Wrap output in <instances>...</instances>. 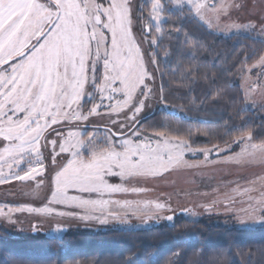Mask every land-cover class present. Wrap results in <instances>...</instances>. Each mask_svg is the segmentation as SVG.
<instances>
[{"label": "rangeland", "instance_id": "1", "mask_svg": "<svg viewBox=\"0 0 264 264\" xmlns=\"http://www.w3.org/2000/svg\"><path fill=\"white\" fill-rule=\"evenodd\" d=\"M162 3H171V0H161ZM219 2V0H214ZM236 4H241L243 7L239 9H233L231 12V20H224L222 18L221 23L235 22L238 24H245L252 22L256 25V30L246 29H234V28H213L209 29L206 24L202 23L199 18L197 20L201 26L206 30L212 32L216 42L221 43V47L225 49L226 54L231 58V67L236 71L234 82L242 90L244 97V89L249 83L243 79L244 76H250L252 80H259L257 90L252 94L248 101H245L239 119L241 117H247V120H242L245 128H240L235 134L227 140L231 141L234 137H238L242 133L252 131L254 133L253 143H260L264 141V126L255 128L253 122L261 119L264 121V107H260L264 103V88L260 85H264V76H260L262 69L257 66L252 68L253 64H256L261 55H264V39H255L260 34V21L264 17V0H230ZM145 3V0H133V15L134 21L133 32L136 35L138 42H141L140 47L145 52L144 62H147L146 66L149 72H155L154 82H150V86L153 89V95L156 99L149 101V105L144 108L142 113L138 117V121L153 114L158 110H163V106L158 103L160 83V73L157 69V64L151 63L153 52L156 53V45H151L147 39L142 35V27H151V32L154 36H159L155 32V21H152L149 17L144 19L143 26L136 20V6H141ZM149 5L150 11V0ZM39 7V5H37ZM87 8V13L85 12ZM188 10V8H183ZM59 11L62 13L60 16V24L55 30V35L52 36V40L48 45L47 51L43 59L37 57L35 60H22L20 64L25 66L29 73L35 75V77L43 79L45 77L51 80L53 85L60 83L62 86L66 85L67 90L57 103V113H53L54 119H63L68 122H61L53 125L48 129L47 140L56 138L55 132L59 131L64 136L70 133L69 142L76 144L79 147L80 144H86L87 147L92 148L93 156H81V162L84 163V171L81 172L79 168H75L74 171L79 173L81 180L86 181L88 176L98 175L102 172L104 167L110 165H118L121 169H136L139 167L138 162L131 159V156L136 152L137 147H140L141 152L144 153L142 160H147L151 154L148 149L144 147L145 141H151L152 145L156 146L152 149V152H164L166 149H172L173 144L169 141H184L186 139H178L164 134L145 133L139 123H134L127 119V112H121V115L107 116L104 115L108 110L100 108L101 114L93 115L87 122H84V117H87L90 112H94L95 109L92 106L91 101H84L83 108L78 110L75 105L79 103L80 96L83 94L85 84L90 81V74L88 73L89 60L93 64L97 65V76L100 74L99 61L103 59L105 50L108 52V59L115 65L113 74L119 71V78L123 83L121 91L126 92V97L118 104L111 105V111H119L125 104L133 101L132 93L137 89L132 87L130 80L135 79L137 76L143 75V64L140 61L139 51L135 49V43L132 41L131 36L127 31L128 16L120 0H96L94 3H85L82 7L80 0H60ZM55 15V13H49ZM107 14V19L102 20L101 16ZM162 17L163 13L161 14ZM164 23V22H163ZM161 24V27L163 25ZM108 29L110 33H106L104 30ZM107 42V44H106ZM158 43V42H157ZM240 47V49H238ZM2 48V45H0ZM128 48L129 56L125 58L122 54L124 49ZM15 54V53H13ZM214 54H210L213 64L216 63L218 57H213ZM156 61V57H153ZM104 64L111 67L108 64V60H104ZM123 65V67H121ZM57 66H60L63 70L57 71ZM251 68V72L242 71V69ZM129 69H134L129 75ZM7 71V70H5ZM216 80V76L214 77ZM27 77H25V81ZM99 87V85H97ZM59 92V89H56ZM17 97L9 93L3 99H0V109L7 110L5 105L9 100L16 101ZM136 100L139 97L135 98ZM24 101H27L25 103ZM255 101V104L252 103ZM98 98H97V101ZM33 101L28 100L27 94H24L23 99L19 102V107H28L30 111L26 115H31L35 109L31 108ZM107 103V101H105ZM67 104L71 106V110L61 111L60 105ZM135 106V105H134ZM132 109H129L131 111ZM112 119L120 120L123 124L127 125L122 131L119 123L113 124ZM23 124V119H18L16 122H12L11 126H5L9 124L5 121L4 124H0V131H3L5 135L18 136L19 132L16 128V124ZM261 124V123H260ZM95 133V135H93ZM121 135V140L126 143V147L121 150L116 147L111 140V135ZM139 134V135H137ZM74 136L75 139H71ZM163 137V140L160 138ZM107 140V143L105 142ZM78 142V143H77ZM119 143V142H117ZM193 147L203 148L212 147L215 144H196L190 140ZM44 141L42 140V145ZM220 148L225 147V143L216 144ZM69 144L65 143V148H68ZM2 147V144H0ZM16 147L15 145L13 146ZM231 152H224L222 155L217 156L215 153L210 155V161L203 163L204 157L202 155H186L185 159L189 163L199 164L198 167H177L170 169L167 173L162 174L159 177L148 178H133L130 182V186L142 187L147 189L143 193H123L117 194L112 199L131 200V201H156L166 200L170 197L171 207L176 209L177 218L174 222L167 221L164 217L171 215V212L163 211L159 213L160 218H148L142 213L133 215L131 211L121 219H109L107 223L101 224L98 221H85L77 216L71 215H45L36 213H14L13 220L17 223L12 224L0 217V229H5L15 233L22 238H32L41 236H62L66 233L73 231L85 230L88 232L104 231L108 229H139L152 226L154 223L164 224H176V222L185 221L191 223V226L198 225L199 223H219L229 227H236L238 229H256L262 227H248L241 225L236 216L231 213L225 214L223 206L215 208L211 213L205 212L201 204L211 203L218 196L224 192H228L237 186H249L248 181L256 179L257 177L264 176V162L251 159L240 160H225V157L232 156L240 151L243 145H230ZM51 148L49 144L47 147H42V158L46 165H48V172L38 174L32 181L19 182L15 180L6 181L5 184L0 185V204L8 206H15L20 204H31L34 206H42L43 203H47L51 196L52 184V169L50 165ZM57 152L59 148L57 147ZM87 155V152H85ZM119 156V159L117 158ZM70 158L67 154H63L59 157L57 164H63L66 159ZM91 161V163H87ZM34 167H38L33 165ZM5 172L8 169L5 167ZM23 173L21 172V175ZM111 183H121L117 177L110 178ZM40 185L38 189V195H28L30 190ZM75 186H80L75 185ZM56 209V212H76L82 214L79 208L65 207L63 205H51ZM239 207V205H237ZM183 208H192L196 215H179L180 210ZM118 210V209H114ZM244 219V217H241ZM37 228L34 231L33 226ZM57 226L63 229V232H54L50 229H54ZM186 229V228H185ZM198 230L197 227H190L187 229L188 234H192ZM196 259L194 260V262ZM175 262L171 260V264Z\"/></svg>", "mask_w": 264, "mask_h": 264}, {"label": "snow or ice", "instance_id": "2", "mask_svg": "<svg viewBox=\"0 0 264 264\" xmlns=\"http://www.w3.org/2000/svg\"><path fill=\"white\" fill-rule=\"evenodd\" d=\"M96 0H80L81 6L85 3H94ZM148 0H145L147 3ZM128 16L127 31L135 43V49L139 51L140 61L143 64V75L137 76L130 80L132 87L137 90L132 93L133 101L125 104L119 111H111L112 104H118L123 100L127 93L121 91L122 79L119 78V71L113 74L115 65L108 59V52L105 50L103 59L98 57L100 74L97 76V65L89 60L90 67L88 73L90 74L89 83L85 84V91L80 96L79 103L75 105L78 110L83 108L84 101H91L95 111L90 112L87 117H84V122H87L93 115L101 114L100 108H105L108 111L104 113L107 116L114 114L119 116L121 112H127V119L134 123H139L138 117L145 107L149 105V101L156 99L153 95V89L150 82L155 80V72H149L144 62L145 52L140 47L141 42H138L136 35L133 32L134 21L133 15V0H120ZM39 5V7H37ZM243 7L241 4L230 2V0H171V7L167 11L173 10L183 11V8H188L189 13L194 18L206 24L209 29L213 28H234L237 30L246 29L255 31L256 25L252 22L245 24H238L235 22L222 24L224 20H231V12L233 9ZM60 0H0V99H3L9 93L16 96V101L9 100L5 105L7 110L0 109V124L8 121L11 126L12 122L18 119H23V124H16L19 132L18 136L5 135L0 131V185L5 184L6 181L15 180L19 182L32 181L38 174L48 172V165L45 164L42 158V147H47L49 144L51 148L50 165L53 172L50 199L42 206H34L31 204H20L15 206H8L0 204V217H3L9 223L15 224L17 221L13 220L14 213H36L45 215H71L77 216L85 221H98L105 224L109 219H121L132 212L133 215L143 214L148 218H160L159 213L163 211L171 212V215L164 217L169 222H174L177 218L176 209L171 207L170 197L166 200L156 201H131L112 199L113 196L123 193H143L147 189L142 187L130 186L129 182L133 178H148L159 177L167 173L170 169L177 167H198L199 164L189 163L185 159L186 155H202L204 157L203 163L210 161V155L215 153L217 156L224 152H231L230 145H243L240 151L232 156L225 157V160H240L251 159L264 162V141L260 143H253L254 133L249 131L242 133L238 137H234L231 141H225V147L220 148L219 145L212 147L197 148L190 143L191 135L187 142L177 140L175 142L169 141L173 144L172 149H166L164 152H152L156 146L152 145L151 141H145L144 147L151 153L147 160H142L144 155L140 147H137L136 152L131 156V159L138 162L139 167L136 169H121L118 165H110L104 167L102 172L98 175L88 176L87 180H81L79 173L74 171L79 168L81 172L84 171V163L81 162L80 157L93 156L92 148L86 144H76L69 142L70 133L64 136L61 132L56 131V138L47 140L48 129L52 128L61 122H68L63 119H54L53 113H57V103L67 90L66 85L60 83L53 85L51 80L47 77L40 79L34 74L29 73L28 69L20 64L22 60H35L37 57L43 59L47 51L48 45L55 35V30L60 24L59 11ZM166 10L165 4L161 0H150V11L147 13L148 17L155 21V32L163 34L161 24L165 21L162 13ZM55 13L50 15L49 13ZM87 13V8H85ZM136 20L143 26L144 22V8L143 6H136ZM107 14L101 16V19H107ZM142 27V35L151 45H156L158 37L151 32V27ZM110 33L108 29L104 30ZM255 39H264V17L260 21V34L254 37ZM107 44V42H106ZM15 53V54H13ZM125 58L129 56L128 48H125L122 53ZM156 53L153 52L151 63L156 64ZM167 55V53H165ZM104 60H108L109 67L104 64ZM259 66L262 71L260 76H264V55H261L256 64L252 68ZM123 67V65H121ZM7 70V71H5ZM60 66H57V71H62ZM129 75L134 69H129ZM242 71L251 72V68L242 69ZM25 77L27 80L25 81ZM243 79L248 81L244 89V99L248 101L252 94L257 90L259 80H252L250 76H244ZM99 85V87H97ZM264 88V85H260ZM59 89V92L56 89ZM24 94H27L28 100L33 101L31 108L35 111L31 115H26L30 111L28 107H19L20 100L23 99ZM139 97L138 100L135 98ZM98 98L99 102H96ZM163 86L159 89L158 103L167 111L169 105L165 103ZM107 101V103H105ZM27 103V101H24ZM255 104V101H252ZM135 105V106H134ZM264 107V103L260 105ZM61 111L65 113L71 110V106L67 104L60 105ZM129 109H132L129 111ZM240 109L239 111H244ZM239 114V112L237 113ZM242 120H247V117H241ZM112 123H119L121 131L127 126L120 120L112 119ZM264 126V121L261 122ZM95 135V133H93ZM139 135V134H137ZM71 139H75L74 136ZM163 140V137L160 138ZM42 140L44 144L42 145ZM112 143L123 150L127 145L121 140V135H111ZM107 143V140H105ZM119 142V143H117ZM65 143H68V148H65ZM78 143V142H77ZM16 146L15 148L13 146ZM57 147L59 151L57 152ZM87 152V155H85ZM67 154L70 158L66 159L63 164H57L59 157ZM119 159V156L117 157ZM91 163V161H87ZM36 165L38 167H34ZM5 167L8 169L4 171ZM21 172L23 173L21 175ZM117 177L121 183H111L110 178ZM80 186H75V185ZM249 186H237L228 192H224L216 199L208 204L199 205L205 212L211 213L215 208L223 206L225 214L231 213L236 216L238 222L243 226L248 227H264V176L248 181ZM30 190L28 195H38V189ZM63 205L65 207L79 208L82 214L76 212H56V209L51 205ZM239 205V207H237ZM118 209V210H114ZM196 215L192 208H183L179 215ZM244 217V219H241ZM36 225L33 226L35 231ZM54 232H63V229L57 226L50 229ZM174 255H179L175 253Z\"/></svg>", "mask_w": 264, "mask_h": 264}, {"label": "trees", "instance_id": "3", "mask_svg": "<svg viewBox=\"0 0 264 264\" xmlns=\"http://www.w3.org/2000/svg\"><path fill=\"white\" fill-rule=\"evenodd\" d=\"M164 4L163 34L158 36L155 57L169 108L146 116L139 126L145 133L178 139L191 135L196 144L225 143L246 126L239 119L244 97L234 82L231 58L197 18L187 10L169 12L171 3ZM142 6L146 19L149 5ZM210 54L219 56L215 64ZM261 122L258 119L253 126L260 128ZM190 227L198 230L188 234ZM174 259L173 264H264V227L156 222L139 229L32 238L0 229V264H171Z\"/></svg>", "mask_w": 264, "mask_h": 264}, {"label": "crops", "instance_id": "4", "mask_svg": "<svg viewBox=\"0 0 264 264\" xmlns=\"http://www.w3.org/2000/svg\"><path fill=\"white\" fill-rule=\"evenodd\" d=\"M3 230H5V229H3ZM6 231H8V230H6Z\"/></svg>", "mask_w": 264, "mask_h": 264}]
</instances>
